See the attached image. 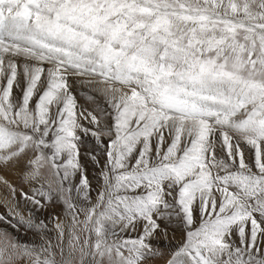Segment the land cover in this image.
<instances>
[{
	"label": "snow or ice",
	"instance_id": "1",
	"mask_svg": "<svg viewBox=\"0 0 264 264\" xmlns=\"http://www.w3.org/2000/svg\"><path fill=\"white\" fill-rule=\"evenodd\" d=\"M74 78L103 102L79 106ZM0 168L67 213L53 238L10 206L0 264H264V0H0Z\"/></svg>",
	"mask_w": 264,
	"mask_h": 264
},
{
	"label": "rangeland",
	"instance_id": "2",
	"mask_svg": "<svg viewBox=\"0 0 264 264\" xmlns=\"http://www.w3.org/2000/svg\"><path fill=\"white\" fill-rule=\"evenodd\" d=\"M21 81L23 80V76L21 75ZM85 78L73 79L71 81V86L74 95L77 98V103L81 107H86L89 109H93L96 107V103L89 100V94L97 97L99 101L103 102V94L101 89L106 87L101 83H92L87 84L84 83ZM100 86V87H99ZM98 87V88H97ZM22 95L19 88L14 89V96L18 100L19 97ZM34 107V102L33 105ZM86 124V122H85ZM91 127V125H87ZM83 136V134L81 133ZM96 147L95 140L89 136H83V148L84 149H94ZM101 161V165L104 162L103 157H98ZM81 164L86 169V174L88 180L91 184V196L93 202L96 199V193L99 190L100 184L102 183L100 179V168H98L90 159L88 155L82 150L81 153ZM45 179L52 180L54 177L52 176L49 169H43ZM0 175H3L7 180H9L13 185L16 187V195L15 197L12 196L9 188H7L4 184L0 183V214L7 215L9 207L14 205L15 209L18 210L21 214L27 217L29 214L38 217L39 219L45 220L48 224V228L51 230L49 235L53 238L56 236V232L53 228L54 222L50 220L53 216H59L62 220L66 218V211L63 203L59 200L54 198L53 201L46 205L45 208L40 209L37 211L35 207L28 202H25L20 197V189H24L25 191H29V186L23 181V177L19 170H12V169H3L0 168ZM79 176H77L73 183H78ZM55 187V184H53ZM73 199L77 201L78 204L82 203L77 197L75 191H73ZM7 228L6 224H0V229ZM12 235L19 240L21 243H31L36 237L33 235L32 232H26L24 228H19L16 230H10ZM182 239V227L177 224H172L168 229V236L167 238L164 237L163 233H159L155 238L152 239L151 243L153 247L159 248L161 251L167 252L168 248L174 245H177ZM17 264H25L23 261H18ZM154 264H161V261L157 259Z\"/></svg>",
	"mask_w": 264,
	"mask_h": 264
},
{
	"label": "bare ground",
	"instance_id": "3",
	"mask_svg": "<svg viewBox=\"0 0 264 264\" xmlns=\"http://www.w3.org/2000/svg\"><path fill=\"white\" fill-rule=\"evenodd\" d=\"M96 85H97V83H96ZM100 87V86H99ZM98 88V87H97Z\"/></svg>",
	"mask_w": 264,
	"mask_h": 264
}]
</instances>
